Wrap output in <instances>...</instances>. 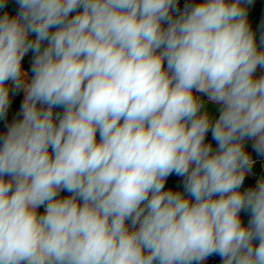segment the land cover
Here are the masks:
<instances>
[{"label": "clouds", "instance_id": "clouds-1", "mask_svg": "<svg viewBox=\"0 0 264 264\" xmlns=\"http://www.w3.org/2000/svg\"><path fill=\"white\" fill-rule=\"evenodd\" d=\"M15 3L0 118L10 91L24 98L0 136V264H264V176L242 187L257 163L244 141L264 158L253 0Z\"/></svg>", "mask_w": 264, "mask_h": 264}, {"label": "crops", "instance_id": "crops-1", "mask_svg": "<svg viewBox=\"0 0 264 264\" xmlns=\"http://www.w3.org/2000/svg\"><path fill=\"white\" fill-rule=\"evenodd\" d=\"M263 0H253V3L251 5L247 6V12H248V20L249 23L254 31L257 32V35L259 36L260 33V25L262 22H264V5L260 6L259 8L257 7L259 4H261ZM188 3H198L199 0H187ZM15 0H8L7 7L4 9H0V15H2L4 12H8L10 15H12L14 6H15ZM74 14V13H73ZM33 53L29 52L25 57L24 60L22 61V67L28 71V76L26 78V82H30L32 78V73L29 70L30 69V59L32 58ZM166 67V63H165ZM257 77L260 75H264V72H262L260 69H257V72L255 74ZM11 83V82H10ZM9 83V85H10ZM11 95V101H10V106L7 112V115L4 118H0V132L2 131L3 128H6L8 130V127L18 119H22V116L20 115V107L23 102L24 98V92L23 90L19 91H10ZM200 95V94H197ZM205 101V108L201 109V112L203 113L205 110L209 113L210 117L213 119L218 118L219 116V108L220 106L207 101L206 97H202ZM62 108H54V113L55 112H62ZM97 139H99V136H97ZM207 142H211L213 144V147H216L215 141H212L211 134L209 133V139ZM253 141L252 140H246L244 141V147L245 150L251 154V156L257 158V163L252 169V173L250 175H246L245 181L243 184V188L247 189L250 187H254L256 184L257 177L260 174L264 175V172L261 171V166L264 165V158L258 157L255 151L252 148ZM165 188H172L174 190H183V178L178 177L175 174H172L169 176V178L166 181ZM70 195L66 191H63L60 193L61 197H66ZM39 211L42 213L43 209H39ZM242 223L245 224V222H248V215L245 212L240 213ZM204 264H211L209 257L207 260L204 262Z\"/></svg>", "mask_w": 264, "mask_h": 264}, {"label": "built area", "instance_id": "built-area-1", "mask_svg": "<svg viewBox=\"0 0 264 264\" xmlns=\"http://www.w3.org/2000/svg\"><path fill=\"white\" fill-rule=\"evenodd\" d=\"M186 3H188L187 0H179L178 7L182 10ZM17 12H18V5L15 4L13 12H12V15L14 16ZM208 139H209V134L206 137V142H207ZM252 158L254 160H257L256 157L252 156ZM41 209H43V208L41 207ZM209 260H210L211 264H222V260H221V258L218 255L209 256Z\"/></svg>", "mask_w": 264, "mask_h": 264}, {"label": "trees", "instance_id": "trees-1", "mask_svg": "<svg viewBox=\"0 0 264 264\" xmlns=\"http://www.w3.org/2000/svg\"><path fill=\"white\" fill-rule=\"evenodd\" d=\"M261 5L262 6L264 5V0L257 7L259 8ZM6 132H7V129L6 128H3L2 131L0 132V136L6 134Z\"/></svg>", "mask_w": 264, "mask_h": 264}, {"label": "water", "instance_id": "water-1", "mask_svg": "<svg viewBox=\"0 0 264 264\" xmlns=\"http://www.w3.org/2000/svg\"><path fill=\"white\" fill-rule=\"evenodd\" d=\"M9 83L10 82H6V85H9ZM9 99H10V101H11V95L9 94ZM99 136V135H98ZM261 176H264L263 174H260L258 177H257V180L261 177ZM256 180V181H257ZM245 225H247V222H245ZM256 243H258V242H256Z\"/></svg>", "mask_w": 264, "mask_h": 264}]
</instances>
